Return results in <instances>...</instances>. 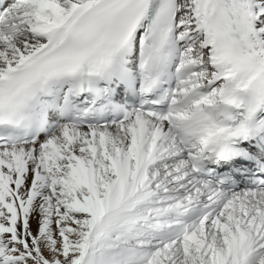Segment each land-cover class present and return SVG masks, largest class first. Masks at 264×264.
<instances>
[{
  "label": "snow or ice",
  "instance_id": "6c2138e0",
  "mask_svg": "<svg viewBox=\"0 0 264 264\" xmlns=\"http://www.w3.org/2000/svg\"><path fill=\"white\" fill-rule=\"evenodd\" d=\"M0 264H264V0H0Z\"/></svg>",
  "mask_w": 264,
  "mask_h": 264
}]
</instances>
